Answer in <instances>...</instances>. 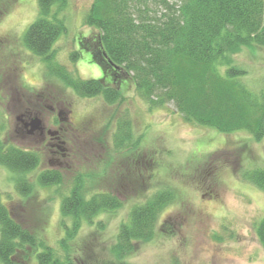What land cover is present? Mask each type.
Masks as SVG:
<instances>
[{"label":"rangeland","instance_id":"obj_1","mask_svg":"<svg viewBox=\"0 0 264 264\" xmlns=\"http://www.w3.org/2000/svg\"><path fill=\"white\" fill-rule=\"evenodd\" d=\"M92 1L67 0L59 14L65 31L50 52L56 64L85 80L102 76L100 64L86 49L90 41H83L96 36L84 23ZM37 14V0H0V139L40 156L38 167L26 175L33 190L25 199L15 190L16 175L0 166L2 202L24 213L35 233L29 256L18 255L17 263L38 264L33 254L46 244L59 263L68 257L70 264H264V249L255 234L256 223L264 217V190L241 178L244 171L264 168V138L257 141L246 131L225 134L188 122L171 103L149 107L131 82L118 105H107L101 97H79L24 46L23 35ZM214 67L223 77L229 68L242 69L233 79L264 94L263 48L242 47ZM56 104L79 127L81 148L57 170L62 174L59 185L41 187L36 177L50 168V157L38 136L21 133L18 117L37 116L50 123L53 117L46 106ZM120 116L129 120L132 138L138 140L125 151L115 150ZM78 183L85 197L114 193L121 206L101 212L91 223L62 217L61 200ZM160 189L171 190L174 199L159 212L153 237L117 261L111 248L119 226L128 223L134 206ZM163 220L162 226L173 224L171 232L162 230ZM65 226L67 231L76 227L69 238Z\"/></svg>","mask_w":264,"mask_h":264},{"label":"trees","instance_id":"obj_2","mask_svg":"<svg viewBox=\"0 0 264 264\" xmlns=\"http://www.w3.org/2000/svg\"><path fill=\"white\" fill-rule=\"evenodd\" d=\"M66 3L37 0V18L23 35L24 46L79 97H101L107 105H118L125 98L124 85L81 79L53 61L52 45L65 31L59 14ZM84 23L96 31L103 59L114 66L111 73H116L115 67L123 70L149 107L171 103L188 122L225 134L246 131L257 141L264 138V94L233 79L244 73L242 69L229 68L223 77L214 67L225 55L242 47L264 49V0H93ZM94 53L107 73L109 67L101 55ZM115 78L118 82L117 74ZM120 117L115 125V150L125 151L135 147L138 140L132 138L129 120ZM39 163L37 152L7 145L0 139V166L16 175L15 190L23 199L33 190L26 175ZM241 178L264 190V168L244 171ZM61 181L62 174L52 169L36 177L41 187ZM173 199L171 190L160 189L131 209L128 223L119 226L111 248L117 261L133 252L138 243L153 237L159 212ZM120 206V198L113 193L96 192L85 197L78 183L62 198L60 213L76 222L91 223L94 216ZM23 216L18 208L5 206L0 194V264H18V255L29 256L28 248L33 249L35 233ZM64 229L66 238L76 231V227L72 231L66 226ZM255 234L264 249V217L256 223ZM33 258L38 264L71 263L68 257L59 263L46 244Z\"/></svg>","mask_w":264,"mask_h":264},{"label":"flooded vegetation","instance_id":"obj_3","mask_svg":"<svg viewBox=\"0 0 264 264\" xmlns=\"http://www.w3.org/2000/svg\"><path fill=\"white\" fill-rule=\"evenodd\" d=\"M82 39V38H81ZM81 39L79 40V44L82 43ZM83 41H90L88 45L86 46V49L90 53V57H93L95 60V51L97 52L98 55L102 54L100 53V50L98 49L97 45V38L95 35L91 34L89 37H86L83 39ZM91 43L94 45L90 47ZM103 59V57H102ZM104 62L107 65V68L109 67L110 70L108 72H104L102 67L101 69V78L104 81H107L108 83L112 84H117L118 87H123L127 86L130 84L129 78L126 76L125 72L117 67L114 68L116 73H111V69L114 67L112 64H110L106 59H103ZM116 74H117V79L118 82H116ZM50 115L53 117L52 121L50 123H46L45 121L41 120L40 124V129L34 132L30 131V121L32 117H26V118H21L18 117V119L21 122V127L19 128L21 133L25 136H38L40 139L41 144L43 145L44 149L47 150L48 155H49V169L52 170H58L61 169L63 165V160L66 159L68 156L73 155V157L78 154V148L77 146L79 145V127H73L74 125H71L70 119H69V111H63L62 109L59 108V105H51V106H46ZM23 116V115H21ZM34 117V116H33ZM78 130V138H76L74 132ZM76 133V132H75ZM71 140V149L69 148L68 144L69 141ZM81 148V146H78ZM77 149V150H76ZM133 162L135 164H138L137 162V157H134ZM135 168V177H138L139 174H141L140 169H138V166L134 167ZM126 176V175H125ZM114 194V193H113ZM117 195V194H116ZM118 196V195H117ZM166 221L163 220L161 222V227L162 230L166 232H171L173 230V224L171 223L170 225L167 226H162L165 224Z\"/></svg>","mask_w":264,"mask_h":264},{"label":"water","instance_id":"obj_4","mask_svg":"<svg viewBox=\"0 0 264 264\" xmlns=\"http://www.w3.org/2000/svg\"><path fill=\"white\" fill-rule=\"evenodd\" d=\"M40 124H41V120L37 117L34 116L31 118V121L29 123L30 125V131L34 132L40 129Z\"/></svg>","mask_w":264,"mask_h":264}]
</instances>
